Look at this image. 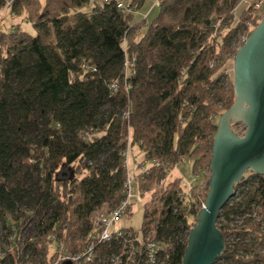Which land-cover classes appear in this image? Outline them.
<instances>
[{"label": "trees", "instance_id": "trees-1", "mask_svg": "<svg viewBox=\"0 0 264 264\" xmlns=\"http://www.w3.org/2000/svg\"><path fill=\"white\" fill-rule=\"evenodd\" d=\"M8 1L0 0V218L15 245L0 260L46 261L52 235L74 246L95 211L122 199L131 147L140 163L160 160L159 171L183 158L195 174L210 167L218 119L236 99L223 66L264 13L247 7L234 23L242 0H162L148 22L133 13L146 0H127L131 11L119 0H96L91 11L83 8L94 0ZM165 185L146 201L142 227L167 245L169 264H183L205 197L199 207L193 193L183 200L180 176ZM235 187L243 196L225 205L218 226L226 241L240 239L215 264H264V176L249 172ZM234 217L228 234L222 219Z\"/></svg>", "mask_w": 264, "mask_h": 264}, {"label": "water", "instance_id": "water-1", "mask_svg": "<svg viewBox=\"0 0 264 264\" xmlns=\"http://www.w3.org/2000/svg\"><path fill=\"white\" fill-rule=\"evenodd\" d=\"M234 72L235 103L218 120L209 190L190 229L183 264H215L221 258L226 250L218 226L223 208L248 172L264 176V15L237 50ZM237 122L246 125L244 136L234 130Z\"/></svg>", "mask_w": 264, "mask_h": 264}, {"label": "built area", "instance_id": "built-area-1", "mask_svg": "<svg viewBox=\"0 0 264 264\" xmlns=\"http://www.w3.org/2000/svg\"><path fill=\"white\" fill-rule=\"evenodd\" d=\"M130 1L119 0L118 7L125 11H131L133 5ZM161 1L156 0L159 4ZM262 1L259 0L255 3L256 9L261 7ZM9 3H11L10 0ZM219 27L220 23H216L215 29L217 30ZM247 28L237 50L249 36L248 33L252 29L251 21L247 23ZM215 36L216 32L214 33ZM210 65L213 66L214 64L211 63ZM129 150L125 152L127 177L122 191V199L114 206L106 204L95 211L91 216V228L77 244L68 247L66 242L57 238L56 235H52L46 244L49 252L52 251L48 260L45 261L42 258L39 261H33L29 256H26L25 260H16L12 264H65L66 262L71 264H169L167 245L155 239L154 231L148 232L146 227H140L138 230L125 224V220L130 219L134 212V187L139 189L138 185L141 182H146L154 170L162 167L160 160H145L139 171L134 172L129 167ZM182 162H186V159L183 158L178 164ZM171 168L173 167L169 165L167 171ZM200 178L201 173L199 172L196 174L195 182L199 181ZM164 181L165 179L162 182ZM191 187L194 185L189 187L188 192L184 190L180 193L183 200L186 201L190 198L187 194H190ZM139 190L141 192L142 188ZM141 193L144 194V192ZM242 196L239 187H235L234 196L230 200L231 204L240 201ZM13 239L14 237H11V240ZM239 239L240 237L236 233L227 238L226 242L231 250L235 249ZM0 264L5 263L0 260Z\"/></svg>", "mask_w": 264, "mask_h": 264}, {"label": "rangeland", "instance_id": "rangeland-1", "mask_svg": "<svg viewBox=\"0 0 264 264\" xmlns=\"http://www.w3.org/2000/svg\"><path fill=\"white\" fill-rule=\"evenodd\" d=\"M98 1H103V0H98ZM256 1L255 0H242L238 4V6L236 7L235 15H234V23L240 19L241 15L243 14L244 10L247 7H251L252 9L254 8V12L257 14H259V12H260V14L264 13V6H263V9H261V10L256 9V7L254 5L255 4L254 2H256ZM41 2L44 3V2H46V0H41ZM95 2H96V0H94V1H92V3L86 5L83 8V11H91ZM126 2H127V0H126ZM2 10L0 12V19H2V17L6 14V11L4 9H2ZM159 12H160V6H159V3L156 2V0H146L140 9L134 10L133 13L135 15L136 21H140L141 19L146 17L148 19V22H150L159 14ZM12 18H13L12 16H11V18L9 17L8 19L5 18V21L2 24L3 25L4 24L10 25L12 23ZM23 28L25 30L31 32L32 34L35 33V28L33 27V25L28 20L24 21ZM227 56H228V59L225 62V65L223 66V68H224L223 72L226 73L224 75H226V80H227L225 82L226 83L225 86H228L231 83L234 84V77H235V72H234L235 56H233L232 53H229ZM217 124H218V122H217ZM233 128L236 131V133L241 135V136H244L246 133V130H247V127L243 122L234 123ZM128 160H129L130 169L137 173L139 171V168L141 167V165L144 164V162L140 163V161L143 160V154H142L139 146L135 145V146L131 147V149L129 150ZM138 163H139V165H138ZM170 166H172L173 168H171V170H169V171L154 170V173L148 178V180L146 182H141L140 185H138L139 189L142 188L141 192H144V194H142L136 186L134 187V189H133V193H134V197H133L134 208H133V210H134V212H133V215L130 219L125 220V224L127 226H132L133 228L138 229V230L140 229V227L143 226L146 201L148 199H151V200L156 199L157 200L159 197H161L163 191L166 188L165 184H166V182L169 181V179L171 180V179H174L178 176H181L183 179V187H184L185 192H188L189 187L191 185H194V187H191L192 189L190 190V193H193L195 198L198 199L197 200L198 204L196 207H199V205H200L199 201L200 200H203L204 197L206 198L207 192L209 190V182L208 181H209V178L211 176V168L210 167L202 168L199 171L201 173V178L199 179V181L195 182L196 174H198L199 172L196 174L193 172L191 161L186 160V162H182V163L177 164L175 166H173V165H170ZM163 179H165L164 182H162ZM105 208H107V207H105ZM257 211H260V209ZM262 213H264V210ZM196 215L190 219V224H192V225L195 224ZM235 219H236V217L233 218L232 222L227 221L225 219H222V223H224L228 227L227 228L228 234L230 233V231H233V229H234V226L236 223H233V222L235 221ZM239 222H240L239 223V225H240L241 221H239ZM32 233H33L32 232V225H30L29 228L27 229V231L25 232V235H23L22 241L26 237L32 235ZM230 236L231 235L229 234L228 238H230ZM14 245H15V243L13 240L7 239V229H5L4 224L0 218V259L5 257V251L6 250H13ZM51 252L52 251H50L48 254L50 255ZM41 259L42 258L40 257L36 261H39ZM16 260H18V259H16ZM21 260H25V257H24V259H21ZM4 263L5 264H12L13 262L10 261L9 259H7L6 261H4ZM254 264H258V263H254Z\"/></svg>", "mask_w": 264, "mask_h": 264}, {"label": "crops", "instance_id": "crops-1", "mask_svg": "<svg viewBox=\"0 0 264 264\" xmlns=\"http://www.w3.org/2000/svg\"><path fill=\"white\" fill-rule=\"evenodd\" d=\"M255 1H256V0H255ZM257 1H259V0H257ZM257 1H256V2H257ZM256 2H254V3H256ZM263 6H264V0L262 1V3H261V7H260L259 9H260V10L263 9ZM259 13H260V12H259ZM141 152H142V151H141ZM180 177H181V176H180Z\"/></svg>", "mask_w": 264, "mask_h": 264}]
</instances>
